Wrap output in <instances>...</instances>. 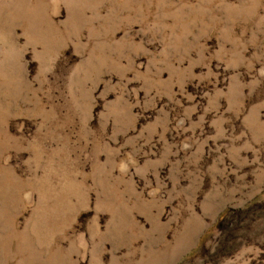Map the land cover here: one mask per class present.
Returning <instances> with one entry per match:
<instances>
[{"label": "rangeland", "instance_id": "374dc122", "mask_svg": "<svg viewBox=\"0 0 264 264\" xmlns=\"http://www.w3.org/2000/svg\"><path fill=\"white\" fill-rule=\"evenodd\" d=\"M0 264H264V0H0Z\"/></svg>", "mask_w": 264, "mask_h": 264}]
</instances>
